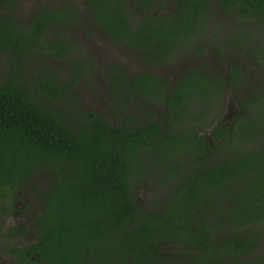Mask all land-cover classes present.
<instances>
[{"label": "trees", "instance_id": "1", "mask_svg": "<svg viewBox=\"0 0 264 264\" xmlns=\"http://www.w3.org/2000/svg\"><path fill=\"white\" fill-rule=\"evenodd\" d=\"M18 2L0 0V61L9 63L0 75V212L28 215L22 232L34 239L17 250L18 264H264V0H178L176 20L135 9L138 23L124 0H83L84 14L64 0L27 19L15 14ZM214 13L231 17L226 49L249 50L248 70L232 52L221 58ZM77 16L119 48L127 40L126 54L144 64L179 54L196 25L195 53L211 46L216 65L200 62L168 87V78L110 61L105 94L121 116L113 122L70 93L88 75L82 45L66 33ZM44 58L69 61V82ZM229 92L238 108L223 124ZM136 186L154 199L148 206Z\"/></svg>", "mask_w": 264, "mask_h": 264}, {"label": "rangeland", "instance_id": "2", "mask_svg": "<svg viewBox=\"0 0 264 264\" xmlns=\"http://www.w3.org/2000/svg\"><path fill=\"white\" fill-rule=\"evenodd\" d=\"M64 0H54L55 3H53V0H19L18 2V6L17 9L15 8V14L17 16H20L24 19H27L28 16L32 15L35 11V7L37 4H40V7H42L43 9H45V11H49L50 8H54L57 7L58 3L62 2ZM71 4H72V11H75V9H77L79 12H81V14L85 13V8L84 6L81 4L82 0H70ZM133 0H124V5H123V9L126 10L127 9V3L130 4L131 9L133 6L132 3ZM66 2V1H65ZM34 4V5H33ZM4 4H0V14L4 12V8H2ZM33 5V6H32ZM57 5V6H56ZM15 5H13L14 7ZM137 10V9H136ZM71 12V11H70ZM76 12V11H75ZM133 12V11H132ZM77 13V12H76ZM212 18L210 20L211 22V27H215L217 30V38H215V43L216 44H221L224 48V50L222 49V53L223 56L222 58H225L226 56L229 57L231 54V52L229 50L226 49L227 47V40L228 37L227 35L229 34V30L231 27V17H224L218 13H214L212 14ZM231 19V20H230ZM87 21V20H86ZM137 21V18H136ZM86 27V23L84 22L83 18L81 16H77L75 19V24H70L66 27V33H68V36H75L78 37V43L79 44H85V42L87 43V46H90L88 50L85 49V47H82V53H83V57L86 60L87 63H85V61L82 59V61H80L79 59V64L81 62L82 66L79 65V68H81L83 71L86 67H87V77H83L80 78L78 80L77 83H75L74 85L71 86V91L70 93H78L79 96L81 98H83V102L84 105H86V107L88 106L89 109L91 108L92 110H96L99 113H101L102 115L109 117L110 119L113 120V122L117 121L116 118L119 119V117L113 118L111 115V111H110V98L106 96L105 91L107 88L106 82V75L104 73V70H106V68H104V61H106V64H108L110 61L107 59L108 57L105 54V51L103 48H108L109 47H104L103 41L105 40V42H109L108 40H106L97 29H90V33H86V35H84L85 37H87V39L83 36L80 35V31H82L84 28ZM92 26H90L89 28H91ZM87 30V29H86ZM260 30L263 31L264 29L260 26ZM259 36V35H257ZM207 37H210V34L207 35ZM68 39H70L72 41L71 38L68 37ZM262 42H264V39L262 38V36L260 35V40H259V44H261ZM92 43V44H91ZM91 44V45H90ZM113 45H115L114 43H112ZM111 47V45H108ZM108 49L106 51H108ZM117 49L120 51L119 47H117ZM127 53V51H125ZM136 54V53H135ZM231 56V60H233L234 62H238L240 64V66L246 68V70H248V68H250L252 66V62H250V51L247 50L246 48H243L242 50H233ZM78 59V58H77ZM107 59V60H106ZM217 59V58H216ZM47 68H52L54 67H58L60 74H59V79L63 80L64 82H69L68 80V75L70 72V67L69 66V61L65 62L63 60H57L54 58H48L45 59ZM31 62V60H30ZM136 68V67H135ZM44 72L48 71L47 69L43 70ZM51 71V70H50ZM9 73V63H8V56L3 57V60L0 61V75H8ZM97 78V82L99 83V85H97L98 89H99V93L97 95H95L94 97L92 96V94L88 93L87 88H89V86L86 88L85 87V83L88 80L92 79H96ZM99 97V98H97ZM237 95L235 92H230L228 93V95L226 96V103H225V109L222 110V112L220 113V115H218V118L221 119L222 116H226L227 114H230L229 116L231 117V111L232 110H236L238 108L237 105ZM105 104L108 105V109L105 107ZM220 106H222V103H220ZM164 112L163 109H159V111L155 112L156 115L162 114ZM143 119V120H142ZM141 121L144 122V120L146 118L142 117ZM210 138V136H208ZM43 169H39V172L42 171ZM38 176L37 174H33L32 176V182L36 183V181L38 180ZM143 186H136L135 187V192L136 195L138 197V199L142 202H144V200L146 199V195L144 194L145 189L141 188ZM161 192V191H160ZM163 192H161L162 194ZM31 199V197L29 195L23 196V203L28 202ZM154 199H148L147 202L153 201ZM22 203V204H23ZM145 204V203H144ZM145 206H147L145 204ZM31 213V212H29ZM28 219V215L27 217H25V214H17V212L13 211V210H3L2 212H0V235H6L8 232H13L16 230V228L21 225V230L22 227H26L28 230V226H27V221ZM30 225V224H29ZM30 227V226H29ZM23 231V230H22ZM26 231L24 232L23 235L19 234L16 235V233H12V241L11 244L14 246H20L23 245V243L26 242V238L28 234H25ZM26 236V237H25ZM12 262H10V260H8L7 262H2V264H10ZM36 264V263H34Z\"/></svg>", "mask_w": 264, "mask_h": 264}, {"label": "flooded vegetation", "instance_id": "3", "mask_svg": "<svg viewBox=\"0 0 264 264\" xmlns=\"http://www.w3.org/2000/svg\"><path fill=\"white\" fill-rule=\"evenodd\" d=\"M83 1V0H82ZM141 1V0H139ZM143 3L142 5L138 4L137 0H133V6L132 9L130 4L127 3V9L126 11V15L127 17L131 20V21H136V18L138 19L136 22L138 23L141 18H146V13L149 11L152 12H161V13H165L166 15L170 14L171 18L173 20H176L178 18V0H154L151 1L150 3H148L147 5H150L149 8H146V0H142ZM53 3L54 0H53ZM162 4V5H160ZM34 5V4H33ZM32 5V6H33ZM42 7H40V4H37L35 7V11H38L39 9H41ZM135 9L142 10V17L140 18L138 16V14L136 13ZM192 9H186L187 13L188 11H191ZM133 11V12H132ZM123 16L125 18L124 12H123ZM84 20V22L86 23V29H92L89 28L90 26H93V24H89L86 21V17L85 16H81ZM130 21V22H131ZM177 25H181V22L178 21H174ZM72 24V23H70ZM75 24V23H74ZM66 24H64V26H66ZM69 25V24H68ZM198 26L194 25V28L191 30V33L196 32L194 34H191V38L188 39L186 42H184L183 45V50L177 54V52L179 51V49H173L172 48V53L169 55V59L165 58H161L160 56V52H158L159 47H158V41L157 40H153L154 45H156L157 51L156 53L158 54L157 60H155V62H150L151 59L146 61V64H144L140 58V56L137 54V52L135 51H130L129 54H126L125 51H127L129 49V45H128V41H123L124 44L123 45L125 48H119L120 51L117 49L118 45L115 44L113 45L112 42L110 40H108L109 42H105V40L103 41L102 46L104 45V47H109L108 48H103L105 51L106 56L108 57L107 59L109 61L112 60H117L121 63H123L124 65H126V67L129 70L130 75H134L137 74L139 72L142 71H146L148 74H154L156 77H158V79L163 80L164 78H168V87L172 84L175 83V81L182 75L183 72H186V70L192 69L194 67V65H197L200 62H210L214 65H216V58L215 54H213V48L211 46H207L205 49V54L202 56H198L195 52H197V45H198V41H200V32L197 29ZM96 29H98L97 27H95ZM85 29V28H84ZM84 29L82 31H84ZM82 31H80V35H82ZM205 32V31H203ZM190 35V33H189ZM69 38L73 39L76 42V45H82V47H85L86 50L89 49L90 46H87V43L85 42V44H79L78 43V37H75L72 35L68 36ZM203 37V36H201ZM203 38H207V37H203ZM87 39V38H86ZM106 39V38H105ZM204 41H202L203 44ZM92 44V43H91ZM90 44V45H91ZM108 45H111L108 46ZM207 45V43H206ZM108 49V51H106ZM82 51V50H81ZM193 53L194 55L193 58L189 59L186 57L187 53ZM136 53V54H135ZM222 58V57H221ZM228 57L226 56L223 59H227ZM106 59V60H107ZM219 67H221V65L219 63H217ZM104 68L107 67L106 61H104ZM136 67V68H135ZM226 68V67H225ZM219 71V70H218ZM225 69L223 70V74L226 75L227 73H225ZM105 73V72H104ZM97 78L94 80L92 79L91 81V85L89 86V88H87L88 86L85 85V87L87 88V90L90 89H94V90H98L97 85H99V83L96 81ZM88 93L91 94L90 91H88ZM93 96V95H92ZM94 97V96H93ZM99 98V97H97ZM113 103V100L110 99V104ZM149 103V105L152 106L153 108H161L165 111V106L164 104H154L155 102L153 101H149L147 102ZM144 104H146V102H144ZM105 107L108 109V105L105 104ZM232 114V112H230ZM230 114H227L226 116H222L221 117V122H223V124H229V120L231 119ZM113 118H115L113 115H111ZM112 120V119H111ZM113 121V120H112ZM210 141L212 139H209ZM145 201H148V198L145 199ZM148 202H147V206H148ZM12 233H16V235H23V232L21 230V225H19L15 231L13 232H8L6 235H0V264H2V262H7L8 260H10V264H18L19 263V259L20 257L16 254V252H18V249H22V247H26V248H30L32 246V242L34 241V239L30 236H27V240L26 241H30L27 242L26 245H20V246H14L11 244L12 241ZM3 245H7V248L11 247L9 250H6L5 247H3ZM23 255H26V251L23 250ZM28 256V255H26ZM28 259H33L32 255L28 256Z\"/></svg>", "mask_w": 264, "mask_h": 264}, {"label": "clouds", "instance_id": "4", "mask_svg": "<svg viewBox=\"0 0 264 264\" xmlns=\"http://www.w3.org/2000/svg\"><path fill=\"white\" fill-rule=\"evenodd\" d=\"M230 93V92H229Z\"/></svg>", "mask_w": 264, "mask_h": 264}]
</instances>
